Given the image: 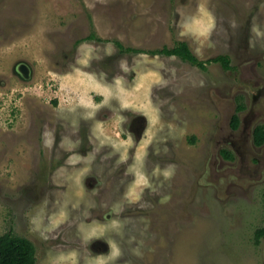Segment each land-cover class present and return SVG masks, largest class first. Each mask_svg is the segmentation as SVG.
<instances>
[{
    "label": "rangeland",
    "instance_id": "1",
    "mask_svg": "<svg viewBox=\"0 0 264 264\" xmlns=\"http://www.w3.org/2000/svg\"><path fill=\"white\" fill-rule=\"evenodd\" d=\"M258 125L264 0H0V235L37 264H264Z\"/></svg>",
    "mask_w": 264,
    "mask_h": 264
},
{
    "label": "trees",
    "instance_id": "2",
    "mask_svg": "<svg viewBox=\"0 0 264 264\" xmlns=\"http://www.w3.org/2000/svg\"><path fill=\"white\" fill-rule=\"evenodd\" d=\"M94 37V33L92 36ZM116 43L120 46L121 50L127 51H139L136 48L124 47L122 43L117 40ZM152 54H166L175 55L182 58L185 61H189L194 65L206 69V64L211 62H219L224 70L232 69L231 57L229 54H220L215 57H211L206 61L200 60L191 50L189 44L186 41H180L173 47L164 46L160 49L151 50ZM239 111L245 107L243 105L238 106ZM238 111V112H239ZM235 113L232 116L231 126L236 129L240 123V115ZM192 142L194 139L191 140ZM254 143L258 146L264 144V125H258L254 129ZM222 153L227 158H232L231 151L224 149ZM264 235V227L259 228L256 231L257 242L260 237ZM0 264H37L35 255V246L32 241L23 236H17L13 232H7L0 235Z\"/></svg>",
    "mask_w": 264,
    "mask_h": 264
},
{
    "label": "flooded vegetation",
    "instance_id": "3",
    "mask_svg": "<svg viewBox=\"0 0 264 264\" xmlns=\"http://www.w3.org/2000/svg\"><path fill=\"white\" fill-rule=\"evenodd\" d=\"M145 123V120L143 119V118H140V117H135V118H133V120H131V123H130V127L134 130V132L136 133V134H138V136L139 135H141L140 133L142 132L141 130H143L142 128H138V125L139 124H141V125H143ZM243 123H244V121H243ZM240 124H241V120H240V123H239V125H238V127L240 126ZM238 127L236 128V129H238ZM247 127H249V125L247 124V123H244L243 124V129H247ZM253 143H254V131H253ZM255 144V143H254ZM256 145V144H255ZM264 145V144H263ZM263 145H261V146H263ZM256 146H258V145H256ZM260 146V147H261ZM95 179V178H94ZM89 183V182H88Z\"/></svg>",
    "mask_w": 264,
    "mask_h": 264
},
{
    "label": "water",
    "instance_id": "4",
    "mask_svg": "<svg viewBox=\"0 0 264 264\" xmlns=\"http://www.w3.org/2000/svg\"><path fill=\"white\" fill-rule=\"evenodd\" d=\"M24 66V65H23ZM17 72V71H15ZM18 75L21 76V78L23 79V76L21 75V73L18 71ZM104 246H106V244H104ZM103 248V247H102ZM105 249H107V246L105 247ZM97 250V249H96ZM100 250V249H99Z\"/></svg>",
    "mask_w": 264,
    "mask_h": 264
}]
</instances>
